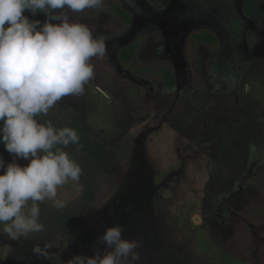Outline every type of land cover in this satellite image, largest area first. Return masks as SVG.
I'll return each mask as SVG.
<instances>
[{"label": "rangeland", "instance_id": "374dc122", "mask_svg": "<svg viewBox=\"0 0 264 264\" xmlns=\"http://www.w3.org/2000/svg\"><path fill=\"white\" fill-rule=\"evenodd\" d=\"M65 11L111 37L83 94L37 117L77 129L80 143L66 151L81 176L58 187L64 208L40 203L45 231L34 238L12 240L0 224V264H59L33 252L45 243L63 264L92 256L117 224L139 241L134 264H264V0H104ZM199 31L217 45L197 43L190 63L186 39ZM129 44L134 70L118 58ZM0 157L12 160L3 144Z\"/></svg>", "mask_w": 264, "mask_h": 264}, {"label": "clouds", "instance_id": "9594fccd", "mask_svg": "<svg viewBox=\"0 0 264 264\" xmlns=\"http://www.w3.org/2000/svg\"><path fill=\"white\" fill-rule=\"evenodd\" d=\"M103 4L104 0H0V144L12 155L7 165L0 157V224L12 240L44 232L40 203L51 200L56 208H64L65 202L56 199L58 187L81 176L79 162L66 151L80 143L77 129L37 117L46 116L63 97L83 94L94 76L92 59L105 56L111 39L70 20L65 9L79 13ZM26 12H42L45 20L30 19ZM18 159L28 163L21 165ZM122 232L118 224L106 228L97 237L105 251L74 255L66 264H134L140 258L135 251L139 241L123 238ZM50 247L37 244L33 252L63 264Z\"/></svg>", "mask_w": 264, "mask_h": 264}, {"label": "trees", "instance_id": "16d2710c", "mask_svg": "<svg viewBox=\"0 0 264 264\" xmlns=\"http://www.w3.org/2000/svg\"><path fill=\"white\" fill-rule=\"evenodd\" d=\"M114 12L119 15L125 22H129V14L120 6H112ZM199 42H205L212 47L217 45L216 37L208 31H199L190 33L187 36L186 43H185V55L187 60L191 63L192 62V48ZM134 50L133 45H125L118 51V58L120 62L127 66L129 69L134 70V67L130 64V56ZM163 81L168 86L174 85V78L171 74L164 76Z\"/></svg>", "mask_w": 264, "mask_h": 264}]
</instances>
